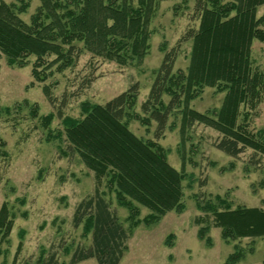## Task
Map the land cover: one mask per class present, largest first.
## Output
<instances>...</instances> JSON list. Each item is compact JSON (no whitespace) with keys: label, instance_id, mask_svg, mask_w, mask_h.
Listing matches in <instances>:
<instances>
[{"label":"trees","instance_id":"trees-1","mask_svg":"<svg viewBox=\"0 0 264 264\" xmlns=\"http://www.w3.org/2000/svg\"><path fill=\"white\" fill-rule=\"evenodd\" d=\"M16 1L8 4L0 0V59L4 57L8 66L18 68L33 59L32 77L44 82L53 72L73 68L85 53L119 67L140 64L150 48V22L159 4L169 0H38L28 23L20 15L29 3ZM180 1L187 7V0ZM261 8L264 0H195L198 27L186 31L172 48L160 46L163 57L139 113L134 112L139 85L133 83L102 105L83 102L79 118L62 119L68 150L93 173L97 186L104 183L117 204L127 210L130 229L140 223L152 225L185 208L184 174L167 163L166 151L158 143L166 129L175 127L177 116L182 138L194 124H201L219 133L218 151L237 158L251 150L248 166L260 167L264 131L249 129L248 110L256 109L264 93V71L251 60L253 42L264 44V9L258 15ZM187 42H191L189 64L186 70H175L181 47ZM206 88L224 93L222 105L217 111L199 113L190 104ZM43 92L53 103L47 86ZM53 118L51 113L43 117L44 125L48 127ZM172 118L175 120L170 123ZM128 121H137L146 129L154 124L153 140L136 137L128 129ZM196 204L204 213L195 220L200 226L198 238L207 245L211 243L207 237L210 225L221 230L225 242L264 241V207L232 209L220 196L204 204L196 196ZM140 206L149 212L142 220ZM72 220L75 227L84 224L91 244L76 248L68 264L90 259L96 264L120 263L129 232L110 211L102 192L95 189L82 200ZM12 224L3 207L0 239L8 237ZM241 258V252L235 250L225 264H236ZM41 264H57L55 255Z\"/></svg>","mask_w":264,"mask_h":264},{"label":"rangeland","instance_id":"rangeland-1","mask_svg":"<svg viewBox=\"0 0 264 264\" xmlns=\"http://www.w3.org/2000/svg\"><path fill=\"white\" fill-rule=\"evenodd\" d=\"M4 1L17 4L16 0ZM24 1L29 8L20 17L28 23L39 1ZM194 4L195 0H187V7L180 0L159 4L149 26L150 48L140 64L119 67L85 53L73 68L36 82L31 74L33 59L23 68L8 66L4 57L0 59V141L4 145L0 147V211L6 208L13 220L8 237L0 239V264H41L53 254L57 264H68L76 248L91 244L84 224L75 227L72 219L78 204L95 189L104 194L110 211L129 232L119 264H225L235 250L242 254L236 264H263L262 239L225 242L221 230L210 225L207 237L211 243L207 245L198 238L200 226L195 223L204 216L196 196L201 204L220 196L232 209L264 207V158H260L259 168L248 166L251 150L231 158L215 148L220 138L217 131L194 124L182 138L179 116L175 122V118L170 119L175 127L166 129L158 143L166 151L167 163L184 174L185 208L181 213L166 214L152 225L140 223L130 229L127 210L117 204L104 183L97 186L93 173L64 142V117L79 118L83 102L102 105L133 83L139 85L134 109L139 113L163 57L160 46L165 44L170 49L186 31L197 29ZM190 49L191 42L182 45L175 70H186ZM251 60L264 71V44L253 42ZM44 86L50 89L53 103L45 96ZM223 97L224 93L206 88L190 106L199 113L217 111ZM33 109L35 113H31ZM50 113L54 118L46 127L42 118ZM248 113L249 129L264 131V93L261 103ZM128 129L138 138L153 140L154 124L146 129L137 121H128ZM148 214L146 208L139 207L140 220ZM79 264L96 262L90 259Z\"/></svg>","mask_w":264,"mask_h":264}]
</instances>
